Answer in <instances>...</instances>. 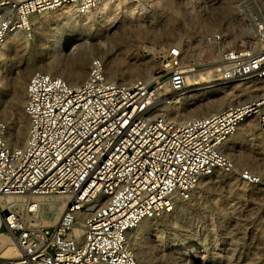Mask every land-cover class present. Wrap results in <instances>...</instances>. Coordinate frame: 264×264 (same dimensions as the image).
<instances>
[{"label":"built area","instance_id":"1","mask_svg":"<svg viewBox=\"0 0 264 264\" xmlns=\"http://www.w3.org/2000/svg\"><path fill=\"white\" fill-rule=\"evenodd\" d=\"M99 1L0 0V52L10 31L31 30V16L62 5L85 14ZM252 32L255 45L240 50L222 47L220 31L205 33L202 39L216 46L217 55L204 67L212 66L220 81L252 78L258 95L186 120L151 108L187 86L180 47L169 48L170 60L146 80H110L99 57L89 60L86 77L75 85L33 72L24 89L27 135L21 146L8 143L7 123L0 121V234L17 250L0 264H137L131 237L138 223L171 212L202 179L223 172L259 184L258 175L238 169L223 152L242 124L264 132V18ZM52 194L67 203L51 224H29L5 202L8 196ZM181 253L179 264L218 261Z\"/></svg>","mask_w":264,"mask_h":264},{"label":"rangeland","instance_id":"2","mask_svg":"<svg viewBox=\"0 0 264 264\" xmlns=\"http://www.w3.org/2000/svg\"><path fill=\"white\" fill-rule=\"evenodd\" d=\"M221 1H225L224 5L228 7L219 8ZM134 5V9L129 12H121L119 8L113 10L111 16L117 18L114 21H108L109 23L96 20L94 17L96 10H92V14L88 12L79 14L75 10L76 18L74 16L73 18L77 21L72 26L65 22L54 21L61 8L47 10L33 15V19L40 21L33 30L19 31L21 35L14 31L16 33L13 32L5 50L0 71V121H7L9 125L16 122L14 106H12L15 66L32 61L48 68L46 63L49 62L52 65L48 68L52 70L50 73L58 75L57 73L65 67L75 63L78 49L69 53L64 50L58 51L56 45L52 46L53 42H51L54 31L69 30L67 38L80 33L91 35L90 46L96 44L95 46L101 51H110L112 56L120 61L116 74V77L120 79V76L126 77L122 71L125 70L128 61H132L130 57L136 59L135 62L150 63L151 73L161 61L170 60L169 48L174 47L173 52H176L178 47L182 49V61L194 63V66L199 68L197 71L209 68L204 66L216 58L217 48L213 44L204 42L202 36L205 33L220 31L226 38L224 45L235 48L229 42L228 35L233 33L238 35L237 32L247 30L248 33L244 37V43L247 44V41L252 40L253 25L261 23V19L264 18V6L259 5L257 0H137L134 1ZM31 26L33 27V24ZM104 30L119 31L106 36L103 34ZM161 35L162 37H159ZM99 53L95 48L88 53L86 74L89 60L92 57H99ZM34 71L44 70L34 69L28 77ZM219 82L224 81L215 80V83ZM199 85L201 84L187 85L184 90ZM243 135L244 144L235 147V150L250 151L253 158L255 157L253 164L256 165L237 163V168L250 169L258 175L260 183L246 184L233 175L231 180L229 178L217 181L213 179L210 180L212 183L209 186L198 185L188 200H181L185 206L182 212L178 214L173 212L164 219L156 218L154 221L157 225L154 229L146 234L138 232L135 235L138 240L144 235L143 238H148L150 242H154L153 244L161 245L163 254V251L157 252V247L148 251L149 256L151 255L148 256L150 264L153 261L158 264H179L176 256L167 254V248L170 245L172 249L177 246L182 247L178 253H185L187 247L193 245L192 252H188L190 254L197 251L195 247L199 249L198 247L202 245L200 247L202 251L197 253L204 254L202 258L204 262L215 255L216 260L220 261V263L217 261L218 264H264V175L259 174L260 170L264 169V159H262L264 158V132L253 129L246 131ZM228 179L234 183L233 191L228 189ZM251 186L255 187L253 191H245L239 195L241 188ZM229 205H231L230 208ZM177 215H180L182 220L188 218L195 221L192 235L183 236L178 229L180 225V227H173V221L175 217H178ZM38 221V224H44L41 218ZM193 255L200 259L199 254ZM207 263H211L210 260Z\"/></svg>","mask_w":264,"mask_h":264},{"label":"bare ground","instance_id":"3","mask_svg":"<svg viewBox=\"0 0 264 264\" xmlns=\"http://www.w3.org/2000/svg\"><path fill=\"white\" fill-rule=\"evenodd\" d=\"M129 1L128 0H100L99 3L96 5V7L92 9V10H96L94 11L96 14L94 15V17L96 20L99 19V21L103 23L108 22V21L111 22L112 20L114 21L117 17L111 16L113 10L119 8L121 12L123 11L129 12L132 9H134V6H135L134 1L136 2L137 0H129ZM224 3L226 2L221 1L219 3L220 6L218 7L222 9L227 8L228 6L226 4L224 5ZM58 8H61L62 10L56 15L54 21L57 23L65 22V24L67 23L69 26L74 25L75 22L77 21L75 19L76 17L74 16L75 9L71 6L69 7L66 5H62ZM58 8L54 10H57ZM91 11H89L88 14H92ZM73 16L75 18H73ZM30 21L33 22L32 23L33 27L31 26L32 30L33 28L37 27L40 24V21L33 19V16H31ZM67 31L69 32V30L54 31V33L52 34L51 42H53L52 46L56 45L55 47H57L58 51L64 50V51H68L69 53V51L72 52L74 51V49H78V54L75 56L76 58L74 59L75 63L73 65L71 64L72 66L70 65L68 67H65L63 70L57 73L59 76L63 77L69 84L71 85L78 84L86 76V66H87V61L89 58L88 53L92 51V48L93 49L95 48L96 50H98V52H100L99 58L104 63L105 72H106L108 79L113 80V81H120V82H130L136 78L145 79V80L150 78L151 64L147 63V61L135 62L136 59H134L133 57L129 58L132 61L130 62L128 61V64L125 65V68H124L125 70L122 71L126 74V77L121 78L120 76V79L117 78L116 77V74L118 71L117 65L120 63V61H118L114 56H112L110 51H107V50L101 51V49L95 46L96 44L93 46L92 45L90 46V43L92 42L89 41V38H92V36L89 35L88 33L87 34L80 33L78 35H73L72 37L67 38V34H68ZM117 31L119 30H104L103 34L106 36L107 34H109L111 36V34H116ZM13 32L14 31H10L7 34L5 42L1 49L0 71H1L2 62L4 60L5 50L7 49L8 43L10 39L12 38ZM16 32L17 34L21 35L19 31H16ZM237 33L239 34L237 35L233 33V34L228 35V38L230 40L229 42H231L236 49L240 50V49L247 48L248 45H255V42L253 41L251 42L247 41L248 42L247 44L244 43L245 34L248 33L247 30H242ZM163 34H166V33H163ZM159 37H162V35ZM225 41H226V38L224 42L221 44L222 47H227L224 45ZM237 42H240L241 44H238ZM94 43H97V42H94ZM181 63H182V66L184 67V71L186 74L187 85L188 86L195 85V84H201V85L197 87H192L187 90H183L182 92H179V93H175L171 96V98L168 101L153 102L151 106L152 112H165L166 114H168L169 116L177 120H186V119H190L193 117L209 115L219 110L220 108L226 106L227 104H230L236 101L254 99L258 95V87L254 86V82L252 78L215 83V80H217V77H216L215 71H213L214 69L212 66H209V68L197 71L199 68L196 69L195 67L192 66V64H185L183 63V61H181ZM46 64L48 68L52 66L51 63L49 64V62H47ZM48 68H44L42 67V65H38L36 62H32V61H27V62H24V64H19L14 67V77H13L14 78L13 79L14 95H13V100H12V106H14L13 110L15 113L16 122L13 125L11 124L12 125L11 127V125H9L6 121L7 140L10 145L21 146L24 143L26 135H27V120L23 113L24 89H25V84L27 81L26 79L29 73L32 72L34 69H40L44 71L46 70L48 73H50V71L52 70ZM134 76H136V78H133ZM251 128L252 127L250 123L242 124L237 130V132L232 137L227 139L224 143L223 152L227 156H229L235 164L237 163L238 164H248V165L255 164V163L253 164V162H255V159H254L255 157L253 158L250 151L245 150V152H242L240 150H235V147L241 146L242 144H244L245 138L243 134L246 131H250ZM259 174L264 175V169L260 170ZM225 178L230 179L232 178V176L225 174L223 172H216L210 178L202 179L199 185L209 186V184L212 183V182L210 183V180L215 179L217 181L219 179H225ZM230 180L229 182H227L228 189L229 191H233L235 188L233 185L234 183L230 182ZM254 188L255 187H252V186L241 188L239 190V195L243 194L245 191L247 192L253 191ZM5 202L9 204V207L12 210L21 214L29 224L38 223L39 222L38 219L40 218L44 220L43 221L44 224H51L53 222H56L58 218L61 216V214L65 211L67 200L62 195L52 194V195H36L33 197H28V198L25 196H8L6 197ZM184 207L185 206L182 203V201L177 199L174 202L173 210L171 212L163 213L162 215L156 218L164 219L165 216L172 214L173 212L175 214L176 213L178 214L179 212H182L184 210ZM230 207L231 205H229V208ZM180 215H177L178 217H175L174 221L172 220L173 227L176 228V226L178 227L180 225L181 227L179 226L180 228L178 229L181 230V234L183 236L192 235L194 233V231H192V227L195 221L193 219H188V218L187 220H184V219L182 220ZM156 218L150 217V218H145L141 220L132 232V237H131L132 238L131 239L132 250L137 259V264H150L151 263L150 258H149L151 256V255L149 256L150 252L148 254V251L150 249L157 247L158 253L163 251V249L160 247L161 246L160 244L158 243L153 244L154 242L153 243L150 242L148 238L146 237L143 238L144 235L141 236L139 240L135 238V235L138 232H142V234L144 233L146 234L148 233V231L154 229L157 225L154 221ZM32 220H35V221L32 222ZM169 239L171 238L169 237ZM190 246L191 247H187V250L185 253L192 252L193 245H190ZM200 247H198L199 249L195 247V249L198 252H201L202 250H200L201 249ZM181 248L182 247L177 246L174 249H172L170 245L167 248V254L169 256L170 255L176 256V254L180 252L179 249ZM163 253L164 251L162 252V254ZM182 254H184V252H182ZM15 256H17V250H16V247L13 241L7 236L0 234V258L10 259V258H14ZM152 264H158V263L153 261ZM181 264H184V259L182 260Z\"/></svg>","mask_w":264,"mask_h":264}]
</instances>
